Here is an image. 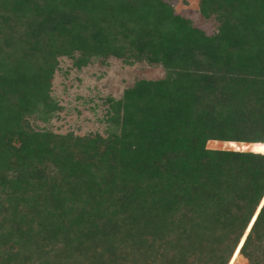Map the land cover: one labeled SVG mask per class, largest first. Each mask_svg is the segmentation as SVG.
<instances>
[{"label":"trees","instance_id":"1","mask_svg":"<svg viewBox=\"0 0 264 264\" xmlns=\"http://www.w3.org/2000/svg\"><path fill=\"white\" fill-rule=\"evenodd\" d=\"M199 6L210 36L162 0H0V264H264V0ZM75 53L166 76L105 137L33 131Z\"/></svg>","mask_w":264,"mask_h":264},{"label":"rangeland","instance_id":"2","mask_svg":"<svg viewBox=\"0 0 264 264\" xmlns=\"http://www.w3.org/2000/svg\"><path fill=\"white\" fill-rule=\"evenodd\" d=\"M169 4L174 13L190 22L191 26L207 36L216 32L217 23L213 17L204 18L200 13L199 0H162ZM75 57L61 56L49 88L54 106L48 114L36 112L27 118L33 131H45L56 135L73 134L88 136L107 135L109 100H119L124 90L141 80L154 81L166 76L160 65L145 62L124 63L114 57H92L85 65L77 67ZM228 142L210 141L206 148L213 150H236ZM248 151V150H247ZM229 264H247L235 250Z\"/></svg>","mask_w":264,"mask_h":264},{"label":"water","instance_id":"3","mask_svg":"<svg viewBox=\"0 0 264 264\" xmlns=\"http://www.w3.org/2000/svg\"><path fill=\"white\" fill-rule=\"evenodd\" d=\"M248 234V233H247ZM247 234H246V236H247Z\"/></svg>","mask_w":264,"mask_h":264}]
</instances>
